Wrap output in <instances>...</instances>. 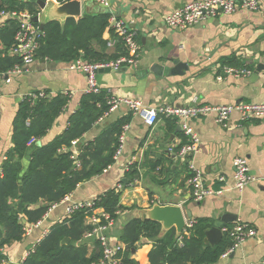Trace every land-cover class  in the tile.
Returning a JSON list of instances; mask_svg holds the SVG:
<instances>
[{"label": "crops", "instance_id": "1", "mask_svg": "<svg viewBox=\"0 0 264 264\" xmlns=\"http://www.w3.org/2000/svg\"><path fill=\"white\" fill-rule=\"evenodd\" d=\"M190 1L194 0H110L109 7L104 9L82 0V14L108 11L134 31L140 46L136 66L97 72L100 92L107 99L110 96L132 97L154 108L187 106L195 96L205 105L264 102L261 79L264 69L254 83L247 81L248 76L216 78L221 73V58L236 56L252 64L253 69H249L252 72L258 64L264 66V0H258L260 7L255 11L238 8L184 29L167 26L165 16ZM108 35L104 33L106 39ZM106 51L112 53L113 49L107 47ZM174 60L181 62V66L174 64ZM183 64L187 66L185 70ZM37 90L67 96L60 115L46 135L36 141L41 145L60 134L68 124L70 115L86 93V77L80 71L69 70L67 62L39 58L19 74L0 76V163L11 146L12 122L19 103L26 94ZM128 114L129 122L123 128V150L115 162L102 174L79 184L65 202L49 208L41 225L26 230L20 242L5 249V263L20 264L48 228L66 216L67 203L93 200L123 182L125 185L119 189V204L123 209L108 230L113 239L121 242L119 235L126 222L133 217L142 218L144 211L154 203L179 204L184 211L191 212L190 218L185 217L186 223L205 219L210 228L219 217L231 214L234 217L221 228L241 222L255 230L253 236L209 264H260L264 259V117L241 121L239 114L232 112L227 124L222 125L211 112L187 120L199 138V150L192 158L194 166L202 171L205 184L216 192L195 201L188 184L187 160L176 154L178 148L189 141L176 117H170L174 122L170 128L167 116L159 113L157 122L149 127L138 114L120 105L100 118L78 140L75 149L78 151L81 142L92 140L106 124ZM236 156L246 158L254 177L241 191L234 188L233 159ZM22 162L26 165L28 160L25 158ZM154 163L156 167L152 169ZM129 166L139 172V178L133 182L125 176ZM163 232L161 227V234ZM206 244L211 245L210 242ZM152 245V240H140L132 253L134 264H148Z\"/></svg>", "mask_w": 264, "mask_h": 264}, {"label": "trees", "instance_id": "2", "mask_svg": "<svg viewBox=\"0 0 264 264\" xmlns=\"http://www.w3.org/2000/svg\"><path fill=\"white\" fill-rule=\"evenodd\" d=\"M2 11L36 15L40 9L29 0H0ZM110 17L108 11L84 12L78 19L67 18L63 25L57 20L46 23L38 38L35 58L67 63L82 58L103 63L125 54L120 41L112 53L106 51L104 33L113 31ZM34 24L38 25L37 22ZM18 28L17 19L0 21V73L21 63V57L13 52ZM219 63L253 69L252 64L236 56L221 58ZM40 92L26 94L19 103L12 122L11 146L0 163V264L7 261L5 249L20 242L27 227L40 220L52 205L60 203L79 184L102 174L114 162L119 136L130 118L128 114L103 126L92 140L79 144L75 156L72 140L81 139L105 115L109 108L107 98L103 92L83 94L64 130L38 145L36 141L46 135L67 103V96L62 93ZM166 120L172 128V118L166 117ZM32 138L35 141L28 144ZM25 158L28 160L26 165L22 162ZM151 167L154 169L156 164ZM125 176L133 182L139 178V172L129 166ZM119 185L125 184L120 182ZM119 189L118 186L107 189L92 200L91 206L79 208L52 224L20 264H99L102 259L100 243L84 237L91 229L87 218L93 209L99 208L115 220L123 209L119 204ZM192 221L181 234L173 227L161 234L159 222L136 217L129 219L119 235L124 244V250L120 252L122 260L134 264L132 249L144 238L153 241L148 264H209L233 245L234 239L227 233L215 245L204 243V231L210 226L209 221ZM65 237L70 240L61 245ZM88 241H91L90 245Z\"/></svg>", "mask_w": 264, "mask_h": 264}, {"label": "built area", "instance_id": "3", "mask_svg": "<svg viewBox=\"0 0 264 264\" xmlns=\"http://www.w3.org/2000/svg\"><path fill=\"white\" fill-rule=\"evenodd\" d=\"M61 3L57 0H45L49 2ZM94 1L104 8H108L110 0H86ZM260 7L258 0H194L185 3L183 6L170 11L165 16V23L170 28L184 29L200 20L215 18L220 14H229L236 11L238 8H243L250 11L258 10ZM34 15L28 12H0V21L5 18H14L19 22V28L15 35L16 43L13 47V52L21 57V63L15 65L12 69L5 73H0V76H10L13 74H19L27 69L29 64L35 59V53L39 46V36L42 31H39L38 25H35L31 18ZM110 23L112 27V33L108 32L107 47L114 48L118 41L121 42L122 47L125 50V54H120L117 58L103 63H92L82 58L75 59L68 63V69L73 71H80L86 77V93L98 94L100 92V85L97 82V70L99 68H110L118 70L122 66H136L138 57L140 54V46L136 39V35L132 29L127 27L120 19L116 18L113 14L110 17ZM219 75L216 77L221 80L225 75L233 76H249L252 71L247 68H237L233 66H220ZM261 79L264 83V74L261 75ZM10 79L7 77L6 81ZM42 93V92H40ZM34 96V95H33ZM109 104L108 113L115 110L120 105H125L127 109L134 114H138L143 122L151 127L158 119V114L162 113L167 117H176L181 123V129L183 133L189 138V141L181 145L177 150V156L181 159L187 160V166L189 167L190 177L188 184L191 189L192 198L195 201H200L207 195L215 194L214 190L209 188L205 184L202 171L199 170L193 163V156L199 150V138L194 132L193 128L187 123V120L191 117L206 115L213 112L216 116V122L226 125L232 112H237L241 121H248L256 118L264 117V102H236L226 105H205L200 104L197 97L192 98V103L187 106H161L159 108L145 106L141 100L126 96H110L107 99ZM104 115V116H105ZM35 140L32 138L28 144H32ZM78 140L74 139L71 142L74 147V155L78 154L75 149ZM124 145L123 132L119 136V144L113 155V161L121 154ZM4 158V157H3ZM110 166V165H109ZM109 168V167H108ZM107 170V169H106ZM105 171V170H104ZM233 178L234 188L238 191L243 190L248 184H250L254 177L250 174L249 166L246 158L242 156H236L233 159ZM120 188V186H118ZM68 196H66L61 202H65ZM52 205L51 207L55 206ZM92 200L83 202H70L65 207V215L69 216L75 210L84 206H91ZM50 207V208H51ZM45 215V214H44ZM45 216H43L36 223L27 227L26 230H30L32 227L41 225ZM88 223L91 225V229L85 234V239L98 241L102 247V259L99 264H131L124 262L120 252L124 250L122 242L113 239L108 230L113 225L114 220L111 216L104 212L102 209H93L92 214L87 218ZM193 221L189 220L186 223V227L191 226ZM223 233H227L234 239L233 245L227 250L224 255H227L232 251L240 242L245 238L253 236L255 230L250 228L247 224L237 222L232 226H223L221 228ZM133 264V263H132ZM264 264V259L260 262Z\"/></svg>", "mask_w": 264, "mask_h": 264}, {"label": "water", "instance_id": "4", "mask_svg": "<svg viewBox=\"0 0 264 264\" xmlns=\"http://www.w3.org/2000/svg\"><path fill=\"white\" fill-rule=\"evenodd\" d=\"M38 5L40 11L36 15L32 16L31 20L38 23L39 31L43 30L46 23L57 20L61 25H63L67 18L71 17L78 19L82 15V0H65L61 3L49 2L46 3L45 0H29ZM174 64L181 66V62L177 60L173 61ZM184 70L186 69V64L182 66ZM264 69L263 64H258L254 71L247 77L249 83H254L259 79L260 72ZM111 69L99 68L97 72L110 71ZM177 128L176 130H178ZM38 144V143H36ZM21 190V188H20ZM191 217V212L189 210H183L179 204H163V202L154 203L150 208L144 211L143 217L140 219H147L159 222L163 231H166L172 227L175 228L177 234H181L186 227V218ZM231 214H225L214 221L210 228L204 231V243L210 242L214 245L221 238V226L223 223L231 220ZM25 222V220H23ZM69 237H65L61 240V245L67 244L69 242ZM135 252V248L132 249V253ZM5 264H14L7 262Z\"/></svg>", "mask_w": 264, "mask_h": 264}, {"label": "rangeland", "instance_id": "5", "mask_svg": "<svg viewBox=\"0 0 264 264\" xmlns=\"http://www.w3.org/2000/svg\"><path fill=\"white\" fill-rule=\"evenodd\" d=\"M91 2H94V1H91ZM94 3H96V2H94ZM96 4H98V3H96ZM99 5V4H98ZM104 8V7H103ZM105 9V8H104Z\"/></svg>", "mask_w": 264, "mask_h": 264}]
</instances>
